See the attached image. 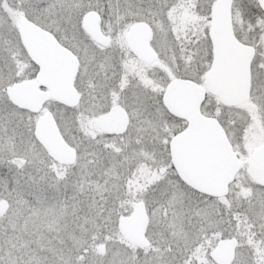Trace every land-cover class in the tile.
Instances as JSON below:
<instances>
[{
  "label": "snow or ice",
  "instance_id": "obj_1",
  "mask_svg": "<svg viewBox=\"0 0 264 264\" xmlns=\"http://www.w3.org/2000/svg\"><path fill=\"white\" fill-rule=\"evenodd\" d=\"M0 264H264V0H0Z\"/></svg>",
  "mask_w": 264,
  "mask_h": 264
}]
</instances>
